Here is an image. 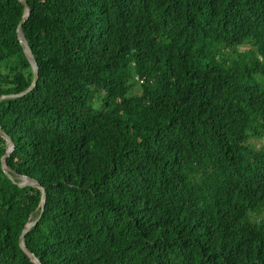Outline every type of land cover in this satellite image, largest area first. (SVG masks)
Here are the masks:
<instances>
[{
    "label": "trees",
    "instance_id": "1",
    "mask_svg": "<svg viewBox=\"0 0 264 264\" xmlns=\"http://www.w3.org/2000/svg\"><path fill=\"white\" fill-rule=\"evenodd\" d=\"M26 2L38 79L0 126L45 199L0 162V264L37 217L41 264H264V0ZM24 14L0 0V95L33 79Z\"/></svg>",
    "mask_w": 264,
    "mask_h": 264
},
{
    "label": "water",
    "instance_id": "2",
    "mask_svg": "<svg viewBox=\"0 0 264 264\" xmlns=\"http://www.w3.org/2000/svg\"><path fill=\"white\" fill-rule=\"evenodd\" d=\"M18 1L25 7V14L22 16V18L20 19V21L16 27V36H17V39H18V41H19V43L23 49L24 55H25L29 65L31 67L33 79H32L30 86L28 88H26L24 91L19 92V93H15V94L0 95V101L5 100V99H12V98L21 97V96L27 94L29 91H31L34 88V86L36 85L37 79H38V65H37V63H36V61L32 55L31 48L29 47L27 40H26V38L22 32V29H21L22 24L24 23V21L26 20V18L29 15L30 8L28 7L26 0H18ZM0 137L5 140V146H6L5 153L0 158L1 168L4 172V174L12 182L16 183L20 187L31 186V187L36 188L40 191V194H41L40 214H42L43 209H44V199H45L44 188L39 184V182H37L36 180H34L28 176H25V175L15 177L18 179V181H15V178L12 175V174H14V171L10 167H8L6 164V159L10 156V154L14 150V143H13L11 137L5 133V131L1 128V126H0ZM38 218L39 217L27 222L26 225L24 226V228L22 229L20 236H19L20 248L31 258V260L34 262V264H41V262L38 260V258L33 253H31L27 249L25 242H24V237H25V234L29 231V229L36 224Z\"/></svg>",
    "mask_w": 264,
    "mask_h": 264
},
{
    "label": "rangeland",
    "instance_id": "3",
    "mask_svg": "<svg viewBox=\"0 0 264 264\" xmlns=\"http://www.w3.org/2000/svg\"><path fill=\"white\" fill-rule=\"evenodd\" d=\"M248 47L247 46H242V47H238V50H247ZM232 53H230L228 55V57H231ZM253 80H257V81H261L263 82L264 81V77H261V76H256L254 78H252V81ZM138 89V85L136 84L134 86V90L137 91ZM250 144L253 148H259L260 146H262L264 144V139H250ZM260 218H264V212H262L261 214H259V216L256 217V220L259 221Z\"/></svg>",
    "mask_w": 264,
    "mask_h": 264
}]
</instances>
